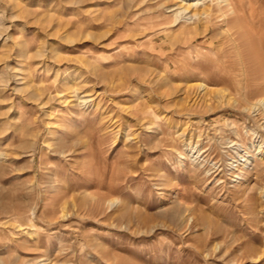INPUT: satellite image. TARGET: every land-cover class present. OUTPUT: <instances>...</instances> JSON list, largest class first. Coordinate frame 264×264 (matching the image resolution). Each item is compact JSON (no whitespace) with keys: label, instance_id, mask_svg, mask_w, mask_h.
I'll list each match as a JSON object with an SVG mask.
<instances>
[{"label":"rangeland","instance_id":"obj_1","mask_svg":"<svg viewBox=\"0 0 264 264\" xmlns=\"http://www.w3.org/2000/svg\"><path fill=\"white\" fill-rule=\"evenodd\" d=\"M204 2L0 0V264H264V0Z\"/></svg>","mask_w":264,"mask_h":264},{"label":"bare ground","instance_id":"obj_2","mask_svg":"<svg viewBox=\"0 0 264 264\" xmlns=\"http://www.w3.org/2000/svg\"><path fill=\"white\" fill-rule=\"evenodd\" d=\"M201 0H180V5L178 6V11L175 13L176 19L182 14L183 12L187 11L188 13L191 12L189 15V19L191 18H199L201 16L213 15L215 10H213V6L207 4V2H199ZM212 0H210L211 2ZM225 6H231V0H219ZM234 2V1H233ZM232 9V7H230ZM220 9V8H219ZM233 9L231 10L232 13ZM237 12V11H236ZM234 13V12H233ZM80 100V99H79Z\"/></svg>","mask_w":264,"mask_h":264}]
</instances>
